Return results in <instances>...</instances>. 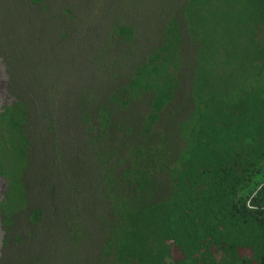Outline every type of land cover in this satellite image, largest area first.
<instances>
[{"label": "trees", "instance_id": "trees-1", "mask_svg": "<svg viewBox=\"0 0 264 264\" xmlns=\"http://www.w3.org/2000/svg\"><path fill=\"white\" fill-rule=\"evenodd\" d=\"M135 35L115 22L121 41ZM158 35L147 58L82 116L90 136L128 123L116 163L104 167L107 154H96L108 216L94 264H264V0H183ZM26 121L17 100L0 113L3 159L10 150L19 167ZM6 181L3 239L18 244L9 238L17 208L5 206ZM42 213H26L29 235Z\"/></svg>", "mask_w": 264, "mask_h": 264}, {"label": "rangeland", "instance_id": "rangeland-1", "mask_svg": "<svg viewBox=\"0 0 264 264\" xmlns=\"http://www.w3.org/2000/svg\"><path fill=\"white\" fill-rule=\"evenodd\" d=\"M182 2L0 0V113L20 102L29 139L20 167L10 150L3 159L0 143V202L9 180L13 192L5 206L17 208L9 238L19 240L4 241L0 217V264H94L108 216L104 167L118 161L128 123L122 117L109 131L90 136L84 110L93 115L131 67L147 58L164 20ZM118 20L136 28L131 44L114 36ZM238 44L234 51L246 43ZM101 151L106 165L97 169ZM35 208L43 213L29 235L26 213Z\"/></svg>", "mask_w": 264, "mask_h": 264}]
</instances>
